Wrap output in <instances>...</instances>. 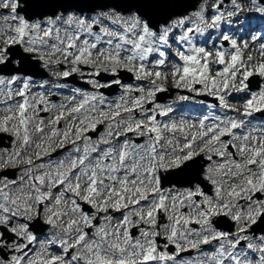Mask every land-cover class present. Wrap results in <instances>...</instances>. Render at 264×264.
<instances>
[{"label": "snow or ice", "instance_id": "1", "mask_svg": "<svg viewBox=\"0 0 264 264\" xmlns=\"http://www.w3.org/2000/svg\"><path fill=\"white\" fill-rule=\"evenodd\" d=\"M250 3L251 11L264 16V0ZM223 4L224 0H217L212 5L220 14L212 15L210 23L202 6L195 19L179 18L157 28L138 12L91 18L60 12L32 18L24 11L29 0H0V111L4 113L0 133L11 134L14 143L21 145L0 155V168L26 165L17 180L0 179V264H193L177 260L181 252L191 249L202 257L195 264H264V234L250 231L264 220V198L256 195L264 194V125L257 127L248 119L264 112V87L250 93L238 116H217L207 127L208 117L198 127L189 125L195 129L190 138L183 125H161L157 120V115L167 116L170 108L145 107L157 92L167 90L165 84L171 79L176 88L216 97L227 109L231 91L248 92L250 77H264V43L258 48L261 60L254 62L252 55H244L251 50L249 44H238L230 35L222 34V39L230 43L231 51L223 45L213 43L209 48L206 42H196L197 35L219 27ZM231 5L229 17L243 11L238 0H231ZM17 46L25 54L37 55L45 67L70 65L58 73L63 78L79 73L89 77L84 82L94 89L120 85L125 94L108 101L103 93L76 88L67 102L32 97L29 77L4 71L19 63L12 52ZM120 71L132 73L138 81L149 80L147 91L143 85H122L116 78ZM101 73L112 78L104 82L91 78ZM17 83L20 86L13 88ZM132 92L140 95H127ZM50 112L55 114L41 115ZM101 125L103 131H98ZM176 131L184 134L182 147H177L178 141L173 144L174 135L165 140V132ZM89 133H97L95 139ZM142 137L147 139L138 142ZM34 143L37 160H42L41 153L49 155L54 147L70 144L67 163L49 161L48 169L39 171L44 163L36 164L31 156L22 158ZM201 153L209 161L214 155L220 158L208 166L205 176L215 195L199 185L165 195L160 170L179 168ZM25 181L27 188L21 183ZM45 185L49 190H44ZM45 201L53 203L41 209ZM42 211L46 224L61 228L58 241H47L58 243L59 252L52 255L45 249L29 258L33 251L29 245L37 236L29 231L25 217L30 221ZM162 215L167 223L161 222ZM217 218L233 221L235 229L218 230Z\"/></svg>", "mask_w": 264, "mask_h": 264}, {"label": "rangeland", "instance_id": "2", "mask_svg": "<svg viewBox=\"0 0 264 264\" xmlns=\"http://www.w3.org/2000/svg\"><path fill=\"white\" fill-rule=\"evenodd\" d=\"M216 2H217V0H200L198 5L196 6L195 10H191L190 12H188V13L182 15V16H179V17H176V18L174 17V19H172L168 24H171L173 21H175V20H177L179 18H184V17H190L191 16L193 19H195L194 13L197 12V11H200L202 6L204 8V14L208 18L209 23H210L212 15L220 14V13H216L215 10L212 7V5L215 4ZM238 2L241 4V6L243 8V11L238 16L233 15V16L229 17L227 14L229 12H232L234 9H233V7L231 5V0L228 3L224 2L223 6L220 8V12H222L224 14V19H225L224 25L223 26L219 25L218 28H213V29L207 30V32L203 36L197 35L196 42L198 44L206 42V46L209 47V48L212 47L213 43H215L217 46L223 45L225 48H228V50L231 51L232 49H231L230 43L228 42L227 45H224V42H223V39H222V34H227V35H230L233 38H236L237 41H238V44L241 43V41H246L249 44L251 50L250 51H245V54H244L245 58L247 57V55L250 54V55H252L254 57V62L260 61L261 60V55H260V53L258 51V48H259V45L261 43H263V42H261L259 44H255V42L253 41L254 38L251 39L249 37H245V36L242 35V31H243L242 30L243 29V25H242V22H241L242 16H245V18H250V14L252 13L250 8L252 7V5L250 3V0H238ZM69 10H71V11L67 12V14L68 13H74L75 14L73 9H69ZM97 12L98 13H96V14L112 13V12H117V11H115L112 8H108L105 11H97ZM118 13H121V12H118ZM131 13H135V9H133V11ZM122 15L127 16L129 14H122ZM94 16H98V15H94ZM94 16H92V17H94ZM88 18H91V17H88ZM226 23L231 24L232 29H234V31L233 30H225L224 32H222ZM218 31H220V33H217ZM234 32H235V34H234ZM176 34L178 35V34H180V32L176 31ZM204 38H206V39H204ZM170 42H171V40H170ZM241 46H242V44H241ZM175 48H176V45L173 44V51H175ZM33 56L35 58L39 59L37 55L33 54ZM52 59H56V57H52ZM14 61H20V60L18 58V59H15ZM18 66H19V63L18 64L17 63H13V64L8 65L5 68V70L6 71H11L12 69H15ZM40 66L44 68V70L48 73V76H50V77H42V76L41 77H35L34 75L31 76V75H25V74H22V73H19V74L22 77H29L30 78L29 88L31 90L30 93H32L30 96L33 97V93H36V98H39L40 95H44L45 97L50 99L52 102L58 103L57 100L59 99L58 98L59 95L57 96L56 93H61V92H59L55 88H51V85H52L51 77H59L60 75H58V73L63 71V69L59 65H51L50 68H47V67H45L43 65V63L41 61H40ZM64 66H66V65H64ZM213 67L214 68H220L222 66L214 65ZM90 71H91V69H85V72H90ZM35 74H40V71H36ZM102 74L106 75L107 77L109 76L108 73H101V75ZM92 78L93 79H99L101 82H102V80H104V81L107 80V79H105L104 76L92 77ZM259 78L261 79V82H262V80H264V77H260L259 76ZM145 81H147V80H143V83H144L143 86L147 87L146 84H145ZM261 82H260V89L262 87H264V83H261ZM19 86H20V84L17 83L16 85H13L12 87L13 88H18ZM127 86H131V84H127ZM165 87H166V89H168V88L175 89V93L172 96V98H176L178 101L183 102L186 99H181V96L187 97V99H189V101H190V104L196 106V110H201L205 106H208V107H206V109L214 108L216 110V112H217V116H221V117H223L224 115H227V116H238V112H242L243 111V108H242L243 103L250 97V92L249 91L248 92L231 91V95H227L226 96V100L228 101V108L225 109V108H223L220 105L218 98L210 96V95H207V94H202V95H207L210 98L216 99V101H212V100H209V99L207 100V99H204V98H201V97L199 98L197 92L188 91L185 88H176L174 86V84L172 83L171 79H169L166 82ZM196 87L200 88L201 86L200 85H196ZM118 88H119L118 91H120V89L122 87L119 85ZM259 90H257V91H259ZM167 91L169 92V89ZM132 93H129V95L132 96ZM64 98H66V97L64 96ZM113 98H114V95H112V99ZM169 100H171V98H167L165 100V102L169 101ZM165 102H158L157 104H159L161 106ZM148 105L149 104H147V107H148ZM179 106H180V104L177 107H179ZM145 107H146V105H145ZM197 108H199V109H197ZM232 109H236L238 111L234 112V111H232ZM203 112L197 117L196 114H194L192 112H188V111H186L184 109H181V110H178L175 114H173V116H170L168 119H165L167 116L157 115V120L159 122L161 121L162 125L163 124H170V123H175L178 126L179 125H183L185 127V133H188V135L190 136V132L187 131L186 126H185L187 124L186 120L187 121L195 120V126L198 127V122L197 121H199V119L203 116ZM54 114H55L54 112L41 113V115L45 116V117H48V116H51V115H54ZM2 115H4V113H3V111H0V116H2ZM262 119H264V117L260 116V117H258L256 119L251 120V121H252L253 125H255L257 127H260V125H262ZM45 123H47V120L45 121ZM64 126H65V122L62 121L60 127H64ZM244 130L248 131L247 128H245ZM45 131L47 132L48 129L46 128ZM31 135H32L33 139L35 140L36 137H37V134L33 131L31 133ZM173 135L175 136V139L173 140V144L176 145L177 141H178L179 144L177 145V147H182V145L184 143V141H182V139H184V134H182L179 131H176L174 134L165 132V134H164L165 140L172 138ZM93 139H95V137ZM146 139H147V137H146ZM223 139L227 140V139H229V137H223ZM13 140H14V136H12L11 134H9V133H0V152L3 151V152H5L7 154V152H14L17 149H20L21 145L19 143L18 144L13 143ZM144 141L145 140H140V143H143ZM71 147L72 146L70 144L65 145L64 148L54 147V150L51 151L49 155H44L43 153H41L42 160H37L36 156L34 155V151H35V143H34L29 148L28 151L22 152V158L23 157H27V156H31L36 164L44 163L45 164V168L44 169H40L39 171H45L49 167L48 162L52 161L53 158L56 157L57 155H60L62 157L61 160H65V163H67V160H66V158L64 159V156L67 157V155H65V154H68V150ZM5 150H7V151H5ZM196 150L199 151L198 148ZM230 150H232V149L230 148ZM57 151H60V152H59V154L56 155L55 153ZM194 158H198L197 164H202L203 167H204L203 169H206V173L205 172L201 173V177H202V181H200L201 183L195 182L193 184V186H189V185L188 186H178V185L176 186L175 183L172 184L171 186L166 185L165 188H163L165 195H169L170 193L171 194L178 193L179 191L176 192V188H182V189H186V190H194L197 185H199L208 195H210V196H214L215 195L214 186L208 180L205 179V176L207 174L208 166L211 165L213 163V161H219L220 158H218V157H216L214 155L213 156V161H209V160L206 159V157H205V155L203 153H201L200 155L195 156ZM43 160H45V161L43 162ZM2 162L3 161H0V163H2ZM24 167H26V165H24L23 163H20L19 165L15 166V167H11L10 166L8 168H0V172L1 171H9V170H13L14 169L15 170V178H8V177L7 178L11 179V180H17L18 177H20L23 174L22 173V169ZM168 171L171 172V174L169 176H167V172ZM173 171H174V168L163 172L165 180H166L167 183H169V182H180V183L189 182V181H191L190 178L192 176H194V173H192L191 170H190L186 174V176L180 177V175H179V177H175L178 174H174ZM4 177L5 176H3L2 178H4ZM2 178H0V179H2ZM193 179H194V177H193ZM218 179L220 180L221 177H218ZM226 179H228V177H226ZM22 183H24L25 188H27L28 185H29V182H26V181L22 182ZM45 187H49V186L45 185ZM227 187H228V185H225V193H224L225 197H226V189H227ZM207 188H209V191L205 190ZM12 190L16 191L15 188H13ZM182 192H184V190ZM261 198H264V195H262ZM243 202L244 201H242L241 204H243ZM40 207H41V209H43V205H41ZM84 207H85V210H88V206L84 205ZM39 218H40L41 223L45 224L47 226V228H45L44 234L41 237H39V238L37 237V241L36 242H34L33 244L29 245V248H31L33 250L32 252L29 253V258H35L36 254L42 253L45 249H47L48 252L51 253L52 255H56L59 252V248L58 247L55 248L54 247L55 245H49L47 243V241L49 240V238H58L59 239V237H57V235H60V231H58V229H55L52 226L46 224L44 222L46 217L39 216ZM37 219L38 218H33L32 220L29 221L25 217V222L29 223V222H33V221H35ZM161 220H163L162 216H161ZM218 220H219L218 223H220L223 226H226L225 229H227V231L235 229V224H234L233 221L228 220V219H222V218L218 219ZM37 227L41 228V224H37ZM193 227L198 228V225H193ZM251 229H250V231H251ZM29 231L32 232L30 229H29ZM49 231H52V232L55 231V233L52 234ZM8 235H11V234L9 233ZM24 243H27V241H24ZM202 247H203L204 250H207L209 246H202ZM169 251L170 252H174L175 251L174 247L170 246ZM4 254H6V256H8L10 258V254L8 252H5ZM15 254L16 255H20V253H15ZM199 259H202V257L200 256L199 252L197 250H195V249H191V250L186 251V252H181L179 254V256L177 257L178 261H180V260H191V261H193V264H195V261L199 260Z\"/></svg>", "mask_w": 264, "mask_h": 264}, {"label": "water", "instance_id": "3", "mask_svg": "<svg viewBox=\"0 0 264 264\" xmlns=\"http://www.w3.org/2000/svg\"><path fill=\"white\" fill-rule=\"evenodd\" d=\"M198 0H29V7L24 9L29 17H43L45 15H53L58 11L66 12L69 9L95 11L96 9L115 8L123 12H130L136 9L140 14L144 15L153 26L160 23L166 24L174 16L183 15L189 10L196 7ZM14 58L18 53L13 51ZM22 68L17 70L27 72L24 66L28 65V60L23 59ZM11 73V72H9ZM14 177V173L9 174ZM195 181H200L197 175L189 181L192 185ZM187 185V183L178 184Z\"/></svg>", "mask_w": 264, "mask_h": 264}, {"label": "bare ground", "instance_id": "4", "mask_svg": "<svg viewBox=\"0 0 264 264\" xmlns=\"http://www.w3.org/2000/svg\"><path fill=\"white\" fill-rule=\"evenodd\" d=\"M258 44V43H257ZM36 76V75H35ZM36 77H40V76H36ZM52 83H54V81L52 80ZM30 92H31V90H30ZM30 94H32V93H30ZM38 95V94H37ZM33 97H36V93H33ZM114 101V100H113ZM61 102V101H60ZM58 103H59V101H58ZM178 106V102H176V100L175 99H171V100H169V101H167L166 103H164L163 105H162V107H164V108H170L171 109V114H175L178 110H181V109H184L185 107L187 108V109H189V107L188 106H186V105H180L179 107H177ZM197 109H199V108H197ZM188 119V118H187ZM186 129H187V131L188 132H191V131H193V130H195V129H189L188 128V126L189 125H195V120H192V121H187L186 120ZM188 134V133H187ZM190 137V136H189ZM15 137H14V140H13V143H14V141H15ZM182 141H184V139H182ZM15 144H18V143H15ZM6 153L5 152H0V155H5ZM65 155H67L68 156V154H65ZM66 158V156H64V159ZM62 159V157H58V158H56V159H53V161L52 162H56V161H60ZM197 159V158H196ZM196 159H194L193 160V162L196 160ZM45 160H43V162H44ZM201 166H202V169H201ZM191 168V172L193 171V169H195V170H201L202 172H205L206 173V169H203L204 167H203V165L202 164H197V165H195V163H191V164H188V163H184V164H182V167H179L178 169H177V173H180L179 175H181V176H186V174L188 173V169H190ZM54 170V169H53ZM160 171H162V170H160ZM193 177V176H192ZM218 177L219 176H216L215 178L216 179H218ZM190 179H192V178H190ZM223 179H226V177H224ZM229 179V178H228ZM219 180V179H218ZM239 181V180H238ZM22 183V182H21ZM44 190L45 191H47V190H49V187H45L44 186ZM185 191L186 189H182V188H176V192L177 191H179V192H182V191ZM175 194V193H174ZM68 195L69 196H71V193H68ZM53 203V201H45V203H44V208L43 209H45L47 206H50L51 204ZM240 203H241V201H240ZM245 202H243V204H244ZM69 215H71V213H69ZM116 215H119L118 213H116ZM41 217H46V213L43 211V213H42V215H41ZM162 219L163 220H161V222L162 223H167V220H166V218L162 215ZM63 223L64 224H66L67 223V217H65L64 218V221H63ZM63 225H61V227H62ZM199 227V226H198ZM52 228V227H51ZM55 229H58V231H60L61 232V228H55ZM219 230V229H218ZM50 233H52V234H54L55 233V231H49ZM57 237H59V235H57ZM49 239H53V238H49ZM55 239H57V241L59 240L58 238H55ZM57 245H58V243H57Z\"/></svg>", "mask_w": 264, "mask_h": 264}]
</instances>
